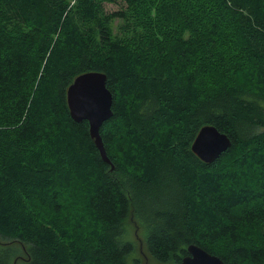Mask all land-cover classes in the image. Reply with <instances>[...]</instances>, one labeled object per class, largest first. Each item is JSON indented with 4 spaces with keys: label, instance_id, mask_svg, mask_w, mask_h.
I'll return each mask as SVG.
<instances>
[{
    "label": "trees",
    "instance_id": "1",
    "mask_svg": "<svg viewBox=\"0 0 264 264\" xmlns=\"http://www.w3.org/2000/svg\"><path fill=\"white\" fill-rule=\"evenodd\" d=\"M87 71L111 163L70 114ZM130 218L156 264H264V0H0V264H128Z\"/></svg>",
    "mask_w": 264,
    "mask_h": 264
},
{
    "label": "water",
    "instance_id": "2",
    "mask_svg": "<svg viewBox=\"0 0 264 264\" xmlns=\"http://www.w3.org/2000/svg\"><path fill=\"white\" fill-rule=\"evenodd\" d=\"M71 117L76 122L87 120L90 134L105 161L111 163L105 148L101 127L113 116L114 95L107 85V74L87 71L78 75L67 89ZM232 144L229 136L216 126H203L196 136L192 150L203 161L211 163ZM181 264H228L198 244H190Z\"/></svg>",
    "mask_w": 264,
    "mask_h": 264
},
{
    "label": "rangeland",
    "instance_id": "3",
    "mask_svg": "<svg viewBox=\"0 0 264 264\" xmlns=\"http://www.w3.org/2000/svg\"><path fill=\"white\" fill-rule=\"evenodd\" d=\"M105 6L109 11L117 10L119 7V5L114 2H106ZM75 196L76 195L73 194V192H71L69 198L74 199L76 198ZM78 198L79 197H77L76 200ZM127 227L129 229L128 230L129 239H131L134 245L136 246V249H135L136 251L134 252V254L133 253L131 254L128 260V264H156L149 257H146L147 256V251H146L147 241H145L144 239L143 231H140V228L137 229V224L135 223V220L133 218H130V221L128 222Z\"/></svg>",
    "mask_w": 264,
    "mask_h": 264
}]
</instances>
